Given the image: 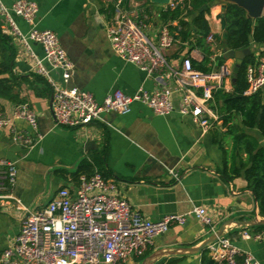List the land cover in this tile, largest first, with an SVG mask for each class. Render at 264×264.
Wrapping results in <instances>:
<instances>
[{"label": "crops", "instance_id": "crops-1", "mask_svg": "<svg viewBox=\"0 0 264 264\" xmlns=\"http://www.w3.org/2000/svg\"><path fill=\"white\" fill-rule=\"evenodd\" d=\"M13 1L2 0L6 6ZM31 1L38 6L37 28L55 32L74 64L69 85L90 91L98 102L116 89L132 95L140 87L146 90L170 87L173 89V111L157 115L140 102H133L126 114L108 112L102 115L103 121L77 128L64 127L55 123L51 95L43 93V85L32 79L30 84L22 85L20 96L36 113L38 128L33 133L24 120L13 121L18 134L32 137L31 144L15 141L8 128H0V159L16 164L17 178L12 194L20 200V203H15L10 199H0V253L13 243L24 207L39 208L47 204L60 187L76 183L71 173L78 163L84 158L90 160V154L106 146L104 170L107 177L115 180L118 193L129 201L133 209L151 220H158L167 214H183L194 206H202L215 231L222 222L232 219L224 235L241 250L252 254L256 264H264V231L248 229L253 235H259L257 239L240 237L242 227L247 226L237 222L261 218L258 203L246 188L244 176L228 182L221 177V152L212 141V129L203 132L190 116L178 112L181 93L172 77L165 72L147 77L138 67L113 52L106 33L111 0ZM148 1L136 0L149 13L146 32L155 40L161 23L159 12L164 4ZM221 11L222 2L218 1L209 6L206 14L214 34L221 33L218 18ZM12 18L21 31L28 30L29 25L21 17L12 14ZM0 21L7 31L3 20ZM9 35L16 49L14 72L34 73L26 51L16 36L10 32ZM180 44L178 42L165 50L167 60L174 68L180 66L188 49L186 45L182 49ZM32 48L39 57L43 56L40 44L33 43ZM250 48L255 56L264 53V43L253 44ZM211 49L215 52L213 57L223 52L217 42ZM190 57L200 60L202 55L193 49ZM226 65L232 70L235 61L229 59ZM52 76L59 79L55 72ZM231 83L232 76L227 80L225 90L231 89ZM16 106L0 98V111L4 115L11 117ZM248 133L264 147V138L256 130ZM211 228L191 215L183 225H173L166 233L157 236L149 248L150 253L164 248L197 245L213 232ZM170 256L174 255L164 258ZM160 259L155 262L158 264ZM136 260L133 258L128 264H135ZM165 262L163 259L159 264ZM199 263L200 255L192 254L177 264Z\"/></svg>", "mask_w": 264, "mask_h": 264}, {"label": "built area", "instance_id": "built-area-1", "mask_svg": "<svg viewBox=\"0 0 264 264\" xmlns=\"http://www.w3.org/2000/svg\"><path fill=\"white\" fill-rule=\"evenodd\" d=\"M181 1L170 0L163 9L174 8ZM111 2L106 33L113 52L138 67L147 77L160 72L172 77L181 93L178 112L190 116L203 132L211 130L219 123L218 114L211 106L212 90L226 87L231 69L219 64L204 73L193 67L189 56L182 57L179 67H172L165 50L180 42L177 21L160 23L153 40L146 32L147 9L140 7L136 0ZM37 12L38 6L31 0H14L10 6L0 0V19L5 29L16 36L31 61L33 72L44 77L51 88V110L57 125L77 128L103 121L102 115L108 112L128 113L133 102H140L157 115L173 111V89L170 87L153 90L140 87L132 95L116 89L98 102L90 91L69 85L74 64L55 32L37 28ZM12 14L29 25L26 32L18 28ZM205 41L211 46L215 44L214 32L210 30ZM33 43L41 45L42 57L34 52ZM52 72L58 74L59 79L54 78ZM246 81V95L264 89V54L256 56L255 62L247 66ZM16 119L24 120L35 133L38 128L36 113L26 103L18 104L11 117L0 111V128H8L15 141L31 144L30 135L17 133L13 123ZM169 172L177 178L172 170ZM16 178L15 162L0 159V199L20 203L12 194ZM191 215L202 225L212 227L211 218L202 206H194L187 213L167 214L151 220L133 209L118 193L114 179L103 177L97 171L81 174L76 183L60 187L47 204L36 209L24 207L19 231L13 243L1 251L0 264H128L129 260L142 256L157 236L173 225H183ZM211 231L215 230L211 228ZM240 237L257 239L259 235L243 229ZM207 249L217 262L256 264L252 254L241 250L226 235Z\"/></svg>", "mask_w": 264, "mask_h": 264}, {"label": "trees", "instance_id": "trees-1", "mask_svg": "<svg viewBox=\"0 0 264 264\" xmlns=\"http://www.w3.org/2000/svg\"><path fill=\"white\" fill-rule=\"evenodd\" d=\"M149 2L148 0H145ZM221 0H183L174 8L169 6L159 12L161 23L177 21L180 27L177 38L180 47H188L184 56L190 57V52L197 49L202 58L196 60L191 57L195 69L204 73L210 72L215 65L226 64L229 59L224 58V48L233 50L250 48L253 44L264 43V16L252 19L246 17L245 11L233 3H222V11L218 14L221 33L214 34L215 42L222 48L223 53L215 52L206 43L205 37L210 32V25L206 18L209 6ZM206 8L202 11V6ZM184 43V44H182ZM261 52L259 55H263ZM16 49L11 36L2 28L0 21V98L18 105L25 102L20 96L21 87L25 84L39 82L44 87V94L51 95V88L44 77L36 73L17 74L15 68ZM254 53L247 55L238 66V70L231 76L235 81L231 89L218 88L212 90L211 106L216 110L219 123L211 130L212 141L221 152L220 175L225 181L244 176L248 188L258 203L259 215L264 217V147L260 146L256 137L248 131L256 130L264 138V89L246 95V68L255 62ZM213 102V103H212ZM106 146L90 154V160L82 159L74 172L72 179L77 181L81 174L90 175L94 171L107 177L104 170ZM253 232L264 231V225L242 227ZM148 249L137 259H144ZM199 264H226L217 262L209 255L208 249L200 254ZM186 256L162 257L158 264L166 260L165 264H177ZM141 262V261H140ZM157 264V262H155Z\"/></svg>", "mask_w": 264, "mask_h": 264}, {"label": "water", "instance_id": "water-1", "mask_svg": "<svg viewBox=\"0 0 264 264\" xmlns=\"http://www.w3.org/2000/svg\"><path fill=\"white\" fill-rule=\"evenodd\" d=\"M170 0H150L152 3H160L167 4ZM224 3H233L242 8L246 17L248 18H258L260 16H264V0H221ZM206 6H202L200 11L204 10ZM251 53V48H244L240 50L229 49L228 47L224 48V58L225 59H233L235 61V66L232 69V73L235 74L238 70L239 64L242 60ZM235 81V77H232V82ZM232 219L225 220L219 226V228L212 232L207 238L201 241L197 245L193 246H182V247H174V248H164L151 252L144 259L141 260L139 264H153L155 261L162 257H167L168 255H178V256H186V255H194L200 254L204 249H206L210 244L214 243L218 238L224 235V231L226 226H228ZM241 226H254V225H264V217L257 218L252 217L245 221L237 222Z\"/></svg>", "mask_w": 264, "mask_h": 264}, {"label": "rangeland", "instance_id": "rangeland-1", "mask_svg": "<svg viewBox=\"0 0 264 264\" xmlns=\"http://www.w3.org/2000/svg\"><path fill=\"white\" fill-rule=\"evenodd\" d=\"M231 72H232V70H231ZM135 259H137V258H135ZM142 260V259H141ZM140 259H137L136 261V263L135 264H139L140 263V261H141Z\"/></svg>", "mask_w": 264, "mask_h": 264}]
</instances>
